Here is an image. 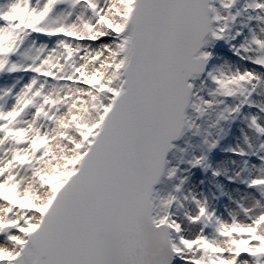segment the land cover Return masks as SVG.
<instances>
[{
  "label": "snow or ice",
  "instance_id": "6c2138e0",
  "mask_svg": "<svg viewBox=\"0 0 264 264\" xmlns=\"http://www.w3.org/2000/svg\"><path fill=\"white\" fill-rule=\"evenodd\" d=\"M211 115L243 194L154 197ZM0 264H264V0L0 2Z\"/></svg>",
  "mask_w": 264,
  "mask_h": 264
},
{
  "label": "rangeland",
  "instance_id": "374dc122",
  "mask_svg": "<svg viewBox=\"0 0 264 264\" xmlns=\"http://www.w3.org/2000/svg\"><path fill=\"white\" fill-rule=\"evenodd\" d=\"M0 2H3V0H0ZM212 51L214 59L211 62V66L213 68L223 66L227 62L236 61L235 57L223 43L217 44ZM205 98L207 97L205 96ZM187 115L195 119V113L191 109ZM214 118V115H211L196 120V124L200 129L199 134H196L195 129H186L182 141L175 146L168 158L166 175L160 186L156 189L154 197L163 199L169 195H175L182 199L185 195L191 193L200 198L207 197L215 207L223 211L224 206L228 204V200L226 197L219 198L220 186H223L224 190L233 196L243 194V186H239V192L233 191L237 188V185L229 184L225 175L213 176V171L217 170L221 172L226 171L227 175L232 174V170L235 168L232 161L237 160L239 162L240 158L233 156L227 150L235 148L241 143L240 129L243 125L239 122L222 123L221 127L224 129V132L221 133V136L223 138L219 139L218 146L209 152L207 146L204 144V140L208 131L212 132V136L207 137L209 142L217 138L216 133L218 129L209 128ZM202 156L207 157L206 163L211 166L208 170L200 166H192L193 162ZM172 169L176 170L175 175L169 178L168 173ZM181 181H185V183L181 184ZM178 187L181 189L180 192L176 191ZM213 195L218 197V199L213 200Z\"/></svg>",
  "mask_w": 264,
  "mask_h": 264
},
{
  "label": "water",
  "instance_id": "95a60500",
  "mask_svg": "<svg viewBox=\"0 0 264 264\" xmlns=\"http://www.w3.org/2000/svg\"><path fill=\"white\" fill-rule=\"evenodd\" d=\"M189 110H190V109H189ZM189 110H188V111H189ZM188 111H187V113H188ZM185 131H186V129H185ZM185 131H184V134H185ZM184 134H183L178 140H174V141L172 142L173 147L170 149V151H169V152L167 153V155H166V161H167V163H166V165H165L164 173L162 174V176H161V178H160V182L154 186V189H153V195L155 194L156 189L160 186V184H161L163 178H164L165 175H166L167 165H168V158H169V156L172 154V152H173L175 146H176L177 144H179V143L182 141V139H183V137H184Z\"/></svg>",
  "mask_w": 264,
  "mask_h": 264
},
{
  "label": "trees",
  "instance_id": "16d2710c",
  "mask_svg": "<svg viewBox=\"0 0 264 264\" xmlns=\"http://www.w3.org/2000/svg\"><path fill=\"white\" fill-rule=\"evenodd\" d=\"M236 59V58H235Z\"/></svg>",
  "mask_w": 264,
  "mask_h": 264
}]
</instances>
